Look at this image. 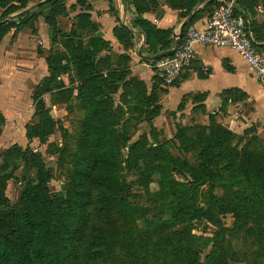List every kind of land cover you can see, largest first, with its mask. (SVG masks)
I'll use <instances>...</instances> for the list:
<instances>
[{
  "label": "trees",
  "instance_id": "16d2710c",
  "mask_svg": "<svg viewBox=\"0 0 264 264\" xmlns=\"http://www.w3.org/2000/svg\"><path fill=\"white\" fill-rule=\"evenodd\" d=\"M7 1L0 0L3 10L0 45L12 31L29 28L35 32L33 22L38 16L29 14L31 0H12L11 4L15 5H10L9 10L14 8L18 13L9 16L3 6ZM62 1L46 0L37 8L50 6L58 14L63 8ZM184 1L197 6L195 1ZM252 40L257 48L264 50V44L261 45L264 41ZM147 45L155 52L156 41L151 30ZM65 59L50 53L46 60L48 76L32 95L40 124L33 135L25 128L28 144L55 132L56 123L47 116L48 110H44V98L53 95L56 82L64 73L61 62ZM84 70L73 60V71L83 82L77 88L76 98L85 107L89 106V110L78 136L82 150L78 149L74 158V171L69 183L64 185L61 203L55 196L45 195L49 177L39 157L28 148L11 149L37 171V176L24 193L26 209L17 216V221L14 210L8 213L9 223L6 224L5 218L0 221V264H223L227 258H221L224 253L227 256L226 236L241 237L244 242L246 239L253 247L252 256L257 250L258 258L264 259V151L239 152L230 148L234 139L230 132L204 128L198 131L194 141H188L181 132L178 136L179 149L193 156L194 165L174 159L165 145L143 151V155L152 157L151 161L134 158L133 163L129 159L125 163L121 160L122 149L128 142L124 124L140 125L143 118L152 121L159 111L155 107L148 111L154 101L144 99L146 109L128 106L137 116L124 118L127 94L123 93L116 105L109 95L116 94L117 87L110 85L109 75L104 78L97 73L93 75L92 68ZM85 72L89 73L87 79L83 76ZM36 107L40 109L38 113ZM4 123L0 114V128ZM58 130L62 133L61 128ZM62 146V151L72 152L66 142ZM129 149L132 153L141 152L140 143ZM139 163L142 168L138 167ZM178 177L183 181H177ZM0 182L4 183V179L0 178ZM204 187L218 188L224 195H209L207 205L201 207L197 200ZM135 188L142 194H133ZM227 214L233 220L231 227L221 229L214 239L201 242L202 239L191 235L196 227L193 221L198 225L207 221L209 225L217 216ZM210 245L211 252L202 261V251Z\"/></svg>",
  "mask_w": 264,
  "mask_h": 264
},
{
  "label": "crops",
  "instance_id": "0c3cea01",
  "mask_svg": "<svg viewBox=\"0 0 264 264\" xmlns=\"http://www.w3.org/2000/svg\"><path fill=\"white\" fill-rule=\"evenodd\" d=\"M43 1L46 0H31L28 6L32 9L30 15H38L33 22L35 32L29 28L23 32L12 31L6 37L11 39L10 44L4 46L8 40L5 38L0 45L1 67L7 70L14 68L12 62H19L24 70L31 69L36 58H44V76L29 94L33 109V91L48 76L46 60L53 53L66 57L61 62L64 73L58 78L60 82L67 79L71 85L73 60L84 71L92 68L93 75L97 73L104 78L109 75L110 85L117 87V96L109 95L115 104H119L123 93L127 94L124 118L137 116L128 106L146 109L144 101L153 100L154 106L148 111L155 107L159 112L145 125L154 126L159 129L157 132L163 126L169 127L170 114L177 112L181 104L187 110L200 107L206 115L226 114L236 128L264 120V87L258 84L241 57L231 50L195 47V60L181 71L170 87L157 79L152 69V59L182 44L189 27L205 28L210 14L223 0L190 1H195L196 7L184 0H63L58 14H54L50 6L37 8ZM248 10L246 0H241L235 14L247 22L253 38L246 17ZM148 30L155 36V52L147 45ZM36 41L44 44L43 49H35ZM45 44L49 45L47 51ZM83 76L87 79L89 73ZM73 79L76 89L73 95L77 100V88L83 82L76 75ZM160 88L166 94H162ZM14 98L22 100L19 95ZM10 102L14 103L13 107L7 110L20 109H16L15 100ZM0 114L5 127L7 117L3 109Z\"/></svg>",
  "mask_w": 264,
  "mask_h": 264
},
{
  "label": "rangeland",
  "instance_id": "374dc122",
  "mask_svg": "<svg viewBox=\"0 0 264 264\" xmlns=\"http://www.w3.org/2000/svg\"><path fill=\"white\" fill-rule=\"evenodd\" d=\"M11 1L8 0L3 6L4 9L8 10L9 16L14 17L18 11L12 8L10 12V5H15L14 3L11 4ZM246 4L249 9L246 17L250 21L253 38L258 41H264V0H246ZM0 6L2 5L0 4ZM2 12L3 10L0 8V15ZM6 40L7 42L4 46L9 45L11 41L9 38H6ZM37 42H34L35 49L37 47L43 49L44 44L39 45ZM45 45L46 48L44 49L47 51L49 45ZM45 55L44 53L43 57ZM39 58H36L31 64V69L27 70L22 69L19 62H12L14 68L7 70L1 67L2 60L0 61V109H3V113L7 117V124L5 127L2 126L0 128V178L4 179V183L0 182V193L3 191L2 196H0V221L2 222V218H5L6 224L11 221L8 216L9 211L14 210L17 214H15L16 217L14 219L16 222L17 216H20L26 209L24 193L30 183L34 182L35 176H37V171L31 165L27 166L16 151L11 150L13 147L20 146L22 151L28 148L39 157L49 177V182L45 187V195L55 196L58 203L63 201L64 185L69 183L70 174L74 171L73 163L76 153L78 149L82 150V147H80L82 143L78 142V136L83 129L86 120L85 113L89 110V106L85 107L83 103L74 98L73 93L72 95L70 94L75 89V80L73 79L75 73L73 70V76L71 74L70 78L72 79L71 85L67 79L64 82L57 80L56 85L54 84L53 95H45L44 98V110H48L46 112L47 116L56 123L54 134L49 137L42 136L32 140L30 144L25 139V128L28 127L29 133L33 135L40 124V117H36L35 109H33L29 100V94L33 86L40 81L45 73L42 60L44 58L42 56ZM24 59L25 56L22 60ZM162 89L160 88V92L166 94V91ZM18 95L21 97L22 102L16 101V98H14ZM113 95L114 97L117 96V94ZM120 95L121 93L118 96ZM10 100H15L16 109L20 107L21 110L17 109L15 112L7 110L13 107L14 104ZM186 110L185 106L181 104L177 112H174V114L169 113L171 122L168 123L163 120L165 124H169V127L165 128L163 126V128H160V132H157L159 129L157 130L154 126L150 128L145 125L148 121H151L146 118H143L140 125L134 122L124 124L123 127H126L127 133L125 134L128 136V142L124 149L121 148L123 150L121 160L125 162L129 159L128 162L130 163L134 162V158L151 161L152 157L143 155V151L152 146L165 145L174 159L187 161L194 165L193 156L184 152L182 148L179 149L181 139L178 136L181 132L188 141H194L198 131L204 128H220L230 132L234 137L230 148L237 149L239 152L242 149L257 154L264 151V120L236 128V126L231 124L232 121L229 120L226 114L206 115L205 112L200 111V107ZM36 111L38 113L40 109L36 107ZM58 127L62 129V133H60ZM63 131H65V135ZM63 141L67 143L69 148H72V150L70 149L72 152L62 151ZM137 143H140L141 152L132 153L129 147ZM132 154H134V157L130 158ZM139 166L142 168L141 163L138 164ZM176 180L183 181L179 177ZM132 192L136 196L142 194L139 188H135ZM213 194L217 197H222L224 192L218 188L211 190L208 187H204L200 192L197 205L205 207L204 205H207L209 195ZM228 195L232 196L230 192ZM148 219L152 220L151 217ZM232 222V217L229 214L217 216L216 221L209 225L207 221H203L200 225H198L197 221H193L192 225L196 227L191 231V235L196 239H202L201 242L206 239L211 240L215 238V234L221 229L230 228ZM140 228L143 229V225H140ZM174 239H176V236H174ZM211 246L202 251V261L210 254ZM224 246L227 256L224 253L221 258L225 259L227 257L224 260L225 264H264V259L258 258L257 250L253 254L254 257L252 256L253 247L249 245L246 239L244 242L241 237L230 239L229 236H226Z\"/></svg>",
  "mask_w": 264,
  "mask_h": 264
},
{
  "label": "built area",
  "instance_id": "2783aa9c",
  "mask_svg": "<svg viewBox=\"0 0 264 264\" xmlns=\"http://www.w3.org/2000/svg\"><path fill=\"white\" fill-rule=\"evenodd\" d=\"M240 0H223L203 29L189 27L172 56L153 61L152 69L165 86L174 84L181 71L195 60V47L227 49L238 54L259 85L264 87V50L252 40L247 22L236 16Z\"/></svg>",
  "mask_w": 264,
  "mask_h": 264
},
{
  "label": "water",
  "instance_id": "95a60500",
  "mask_svg": "<svg viewBox=\"0 0 264 264\" xmlns=\"http://www.w3.org/2000/svg\"><path fill=\"white\" fill-rule=\"evenodd\" d=\"M177 48H178V44L175 46V48L173 50H170V51H167L161 55H158V56L154 57L152 60L156 61V60H160L162 58L168 57V56H172L176 52Z\"/></svg>",
  "mask_w": 264,
  "mask_h": 264
}]
</instances>
